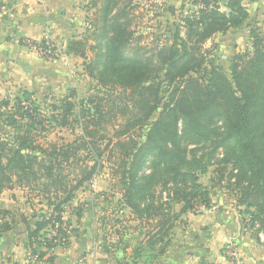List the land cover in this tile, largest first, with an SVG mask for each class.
<instances>
[{"label":"trees","instance_id":"16d2710c","mask_svg":"<svg viewBox=\"0 0 264 264\" xmlns=\"http://www.w3.org/2000/svg\"><path fill=\"white\" fill-rule=\"evenodd\" d=\"M191 2L193 10L180 19L170 41L148 57L142 48L132 47L134 0L114 15L116 0H94V31L87 38L94 43L89 46L93 58L87 60L86 42L80 52L88 61V76L97 83L94 91L80 98L69 89L66 101L53 105L51 116L43 114L28 90L13 105L0 101V198L4 191L20 189L31 196L32 208L34 199L45 204L46 212L20 220L26 227L25 247L38 264H54L51 252L69 244L73 230L64 221V207L92 181L106 149L118 162L114 176L119 177L123 203L149 228L142 235L146 246L134 249L132 258L156 245L150 258L165 254L180 215L197 201L211 207L210 191L199 176L220 150L233 166L228 179L234 181L243 228L264 234V35L250 25L252 51L235 54L222 67L209 60L203 45L243 27L248 10L243 0ZM119 118L124 122L100 150L104 137L96 138L97 131ZM55 123L59 128L79 126V145H37L33 132ZM205 144L210 152L199 151ZM65 165L73 170L67 172ZM172 202L184 205L179 213L172 211ZM75 212L82 217L81 210ZM15 224L14 218L0 220V234L13 231Z\"/></svg>","mask_w":264,"mask_h":264},{"label":"rangeland","instance_id":"374dc122","mask_svg":"<svg viewBox=\"0 0 264 264\" xmlns=\"http://www.w3.org/2000/svg\"><path fill=\"white\" fill-rule=\"evenodd\" d=\"M93 1L70 0V10L68 14L66 13L69 20L68 31L67 27L64 28L66 32L71 33L70 38L68 37L69 39H66L67 41L65 39L55 41L51 37L48 29L39 41L30 38L23 39L24 44H34L37 47H42V42L49 40L52 44L57 45L63 50L64 55L59 56L53 61L40 56L44 61L54 64V82L49 83L44 79L41 83L34 86L28 82L18 84L12 79L9 80L8 78L1 77L0 101L9 100L10 104L13 105L16 97L21 96L22 92L28 90L33 93V101L39 106L43 114L51 116L54 114L53 105L60 106L61 102L66 101L69 95V89L73 88L77 90L80 98H87L94 91L97 83L88 76L87 70L85 69L86 62L93 58V54L89 49V46L94 44L93 40L89 39L87 41V38L94 31L92 23L97 9L93 7ZM129 1L116 0L112 14L114 15L125 8ZM243 1L249 13V18L244 26L237 30H231L225 35L218 34L203 45V52L210 51L208 53L209 60H213L216 64L225 68L228 67L231 58L235 54H245L246 52L252 51V39L249 34L250 25H254L264 35V10L253 8L250 0ZM3 6H7L8 14L1 19L7 20L11 12V8H9L11 7L10 1H6L5 4L0 0L1 12H3ZM171 7L176 9V11L173 12ZM131 8L133 9L131 20L132 32L134 34L132 47L134 49L142 48L143 52L150 57L159 44L170 41L175 27L178 24L181 25L180 19L189 16L190 12L188 11L193 10V4L191 0H134ZM60 32H64L63 29ZM184 34L183 32L182 35L184 36ZM16 38L20 39V36ZM84 42L87 44L86 55L88 61L86 62L80 56V52L83 49L82 45L85 44ZM37 49L39 50L41 48ZM65 58H67V64H64L63 60ZM44 76L47 75L44 74ZM116 93L119 95L121 91H116ZM120 122H124L122 118H119L117 121L111 120L107 122L108 124L104 125V129L97 131L96 138L104 137L102 141H99L100 150L106 149L105 146L108 140L112 141L114 138V129L119 127ZM55 124L48 125L49 127L46 131L38 130L33 132L37 145L39 144L43 148H48L51 145L58 147L66 144H73L75 146L76 143L79 145L76 140L78 137L83 136L79 126L59 128L58 124ZM219 126H221V123ZM90 130L92 129L90 128ZM210 148V144H205L200 146L199 151H204L205 153L210 152ZM82 153L85 154L84 156H87L89 153L88 149L82 150ZM113 156L112 153L109 155V149L104 150V163L97 169V173L92 181L77 191L72 202L64 207L65 214L63 217L64 221L67 222L69 220L71 222L70 231L73 230L71 237L77 236L73 239L77 245L79 244L80 246L84 240L81 238H85L86 236L89 240V244L85 242L86 245H89L91 248L106 249L111 254L117 252L119 253V264H125L128 262L129 254L124 251L130 246L134 247V249H139L141 246L144 247L143 242H141V236L149 228L146 224L137 221V218L131 213V210L123 203L119 177L114 176L117 169L116 163L118 162H116L117 159L113 158ZM93 157L91 156L92 159ZM212 159L214 162H212ZM212 159V163H210L207 172L199 176L200 182L207 186L210 191L212 207L207 209L199 201L195 202L196 205H194L193 209L180 215L178 220H182L181 224L183 225H186L185 220L210 216L212 213L210 209L215 206L220 208L219 202L222 199L230 202L231 212L234 208V202L237 199L236 192L231 183L234 181L232 180L230 182L228 179L233 166L232 164L225 163L223 150H220L217 157L215 158L214 155ZM87 164L88 166H92L93 162L88 161ZM80 166L84 167L85 165L80 163ZM64 167L67 172L73 170L67 165ZM30 198L31 196L27 191L20 189L4 191L0 198V220L5 222L6 220H12L14 218L16 222L14 231H19L21 228H24V225L20 221L22 216L33 220L32 218L42 210L46 212L45 204L38 203L37 199L31 201L35 204L32 208L31 203L28 202ZM213 200L216 203H212ZM164 202H167V199H164ZM183 206L182 203H171L172 211L175 213H179ZM76 209L82 211V217H77ZM4 212L8 214L4 215ZM262 236V242H257L260 247L264 246V235ZM237 250L238 248L233 245L227 248L226 251L229 259L226 257L230 262L236 263L233 259L235 257L232 254ZM150 255L152 254L148 255V261L152 259Z\"/></svg>","mask_w":264,"mask_h":264},{"label":"crops","instance_id":"0c3cea01","mask_svg":"<svg viewBox=\"0 0 264 264\" xmlns=\"http://www.w3.org/2000/svg\"><path fill=\"white\" fill-rule=\"evenodd\" d=\"M2 1L5 4L10 1L11 12L9 19L2 20L8 14L7 6L2 7L3 12L0 11V78L12 79L18 84L28 82L34 86L44 79L53 83L54 64L44 61L24 44L23 39L39 41L48 29L55 41L66 40L71 34L64 30L67 27L68 31L69 20L66 13L70 10V0ZM250 1L253 8L264 10V0ZM62 29L64 32L61 33ZM212 203L216 201L213 200ZM229 203L222 199L219 202L220 208L215 206L210 209L212 213L206 218L185 220L186 225L181 224L182 220L177 222L172 229L171 244L166 253L150 261L147 259L148 255L155 253L158 245L150 252L144 249L143 257L135 259L132 258L134 247L126 248L124 252L129 254L126 264H264V246L260 247L257 243L262 242L264 234L257 236L254 232L245 230L236 201L233 213ZM76 237H70L67 246H58L51 252V256L55 258L54 264H119V253L111 254L106 249L89 247L85 243L89 244L86 236L81 238L84 240L79 246L73 241ZM26 241L25 226L19 231L0 234V264H38L26 249ZM141 242L145 247L144 236H141ZM230 245L238 248L233 256L236 263L228 260L226 250Z\"/></svg>","mask_w":264,"mask_h":264},{"label":"built area","instance_id":"2783aa9c","mask_svg":"<svg viewBox=\"0 0 264 264\" xmlns=\"http://www.w3.org/2000/svg\"><path fill=\"white\" fill-rule=\"evenodd\" d=\"M30 49H33L39 56L44 57L45 59H48L50 61L56 60L59 56L64 55V52L62 49H60L57 45L52 44L49 40L44 41L42 44V47H37L34 44L33 45H27ZM41 48V49H37ZM40 52V53H39ZM64 64H67V58L64 60ZM232 256H235V253L233 252Z\"/></svg>","mask_w":264,"mask_h":264}]
</instances>
